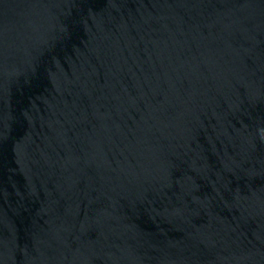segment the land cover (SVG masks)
<instances>
[{
  "label": "water",
  "instance_id": "1",
  "mask_svg": "<svg viewBox=\"0 0 264 264\" xmlns=\"http://www.w3.org/2000/svg\"><path fill=\"white\" fill-rule=\"evenodd\" d=\"M0 264H264V0H0Z\"/></svg>",
  "mask_w": 264,
  "mask_h": 264
}]
</instances>
